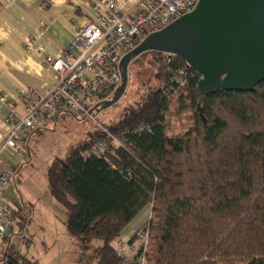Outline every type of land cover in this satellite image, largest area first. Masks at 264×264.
Masks as SVG:
<instances>
[{"label":"trees","instance_id":"16d2710c","mask_svg":"<svg viewBox=\"0 0 264 264\" xmlns=\"http://www.w3.org/2000/svg\"><path fill=\"white\" fill-rule=\"evenodd\" d=\"M146 53L154 54L162 84L108 126L123 146L105 158H84L99 133L47 169L67 232L98 241V264H119L114 240L151 205L143 226L150 237L146 264H264V81L251 92L208 95L205 124L197 111L199 73L192 69L186 85L167 95L172 73L187 63ZM185 113L183 130L170 133L173 118L183 121ZM22 212L14 220L24 223ZM0 264L40 263L6 241Z\"/></svg>","mask_w":264,"mask_h":264},{"label":"built area","instance_id":"2783aa9c","mask_svg":"<svg viewBox=\"0 0 264 264\" xmlns=\"http://www.w3.org/2000/svg\"><path fill=\"white\" fill-rule=\"evenodd\" d=\"M129 1L124 0L123 4ZM199 1L148 0L144 7L128 10L123 9L116 0H91L96 9L95 20L85 26H74L72 42L63 55L44 56V65L58 74V80L47 93L28 88L21 94L23 113L11 109L7 118L9 129L5 145L15 156H30L27 139L33 131L46 127L64 114L94 120L97 104L112 99L122 83L123 57L149 34L191 13ZM47 29L48 24L43 22V32ZM192 69L186 64L174 71L170 79L173 87L166 94L176 91L174 86H185L188 78L194 75ZM0 100L8 102L7 96L2 93ZM143 129L139 127L136 132ZM102 130V137L96 138L82 152L84 158H105L111 149L123 146L121 137L108 127ZM11 181L10 169L0 171V195H4ZM12 227L13 217L9 208L4 206L0 208V250ZM149 244V231L145 227L129 239L117 237L114 247L120 257L119 264H146Z\"/></svg>","mask_w":264,"mask_h":264},{"label":"crops","instance_id":"0c3cea01","mask_svg":"<svg viewBox=\"0 0 264 264\" xmlns=\"http://www.w3.org/2000/svg\"><path fill=\"white\" fill-rule=\"evenodd\" d=\"M147 1L130 0L128 4H123L124 0H116L128 10L144 7ZM95 18L96 9L91 0H0V94H5L8 99V102L0 100V171L10 169L12 172L10 185L4 190V195H0V208L7 206L13 217L7 242L17 250L27 251L40 264H62L67 258V251L58 248L60 235L55 232L61 231V237L67 241L72 235L67 232L65 209L49 191L47 170L43 178V192L36 196L19 187V177L32 159L33 137L56 125L61 117L40 129L42 131L35 130L28 136L30 156L26 157L15 156L5 145L9 129L7 118L12 108L23 113L21 94L26 89L47 93L55 85L58 74L44 65V56L63 55L72 42L74 26H85ZM43 22L48 24L45 33ZM21 211L28 216L24 223L20 219L14 220ZM59 212L64 216L62 224H58ZM151 212L150 205L127 226L132 230L129 236L121 234L120 237L129 239L133 236L149 221ZM31 224H37L38 236L36 230L33 232L31 229ZM75 243L79 244L78 241ZM79 254L84 256V252Z\"/></svg>","mask_w":264,"mask_h":264},{"label":"water","instance_id":"95a60500","mask_svg":"<svg viewBox=\"0 0 264 264\" xmlns=\"http://www.w3.org/2000/svg\"><path fill=\"white\" fill-rule=\"evenodd\" d=\"M149 51L181 56L199 73L198 112L218 90L251 92L264 81V0H200L191 13L149 34L123 57L121 85L95 109L121 99L131 61Z\"/></svg>","mask_w":264,"mask_h":264},{"label":"rangeland","instance_id":"374dc122","mask_svg":"<svg viewBox=\"0 0 264 264\" xmlns=\"http://www.w3.org/2000/svg\"><path fill=\"white\" fill-rule=\"evenodd\" d=\"M153 53H146L133 59L129 65V80L126 92L121 99L114 105L102 109L94 110L95 119H83L73 115H64L59 119L56 125H52L40 134L33 137L31 142L32 159L25 165L26 168L20 175V185L26 193L34 196L42 191L43 178L45 179L46 170L52 161L56 158H66L71 148L81 145L90 140L91 136H99L103 127L117 122L125 110L140 102L152 89L159 87L162 81L155 77L157 73L152 60ZM202 109V104H201ZM198 111V109H197ZM203 120V112H198ZM189 113L183 114L184 120L180 121L177 117L173 118V130L170 133H180L189 120ZM45 203V201H44ZM36 212V211H35ZM39 212L35 216L37 222ZM64 216L59 212V223L62 224ZM37 224H31L33 232L39 233ZM131 228H126L122 234L129 236ZM58 236V248L66 250V259L62 264H98V258L95 249L99 245L97 240H86L71 236V240H64L61 231L55 232ZM75 241L79 244L76 245ZM84 252V256L79 253Z\"/></svg>","mask_w":264,"mask_h":264}]
</instances>
